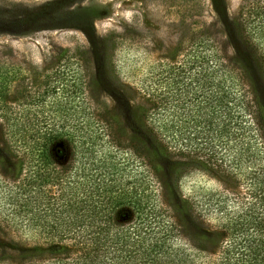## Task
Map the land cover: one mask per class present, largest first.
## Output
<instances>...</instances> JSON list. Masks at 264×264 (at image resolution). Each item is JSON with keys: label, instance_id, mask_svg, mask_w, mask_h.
Segmentation results:
<instances>
[{"label": "trees", "instance_id": "1", "mask_svg": "<svg viewBox=\"0 0 264 264\" xmlns=\"http://www.w3.org/2000/svg\"><path fill=\"white\" fill-rule=\"evenodd\" d=\"M241 13L249 29L254 19L264 26V4ZM204 44L210 52L213 43ZM85 54L82 45L66 48L34 73L0 66V127L12 160L0 156V221L20 245L15 254L0 252V264H264V152L247 139L264 145V101L243 98L241 86L223 88L216 74H225V64L207 53L190 66L214 88L206 106L210 117L221 114L227 143L208 133L205 120L199 137L175 129L170 77L154 78L143 92L139 115L149 144L124 141L113 129L118 118L87 93L92 68ZM230 136L248 150H236L232 161ZM177 156L241 177L245 192L234 200L215 191L184 196L190 171L180 164L163 190L157 157ZM213 210L215 228H196V237L177 220L205 224Z\"/></svg>", "mask_w": 264, "mask_h": 264}, {"label": "rangeland", "instance_id": "2", "mask_svg": "<svg viewBox=\"0 0 264 264\" xmlns=\"http://www.w3.org/2000/svg\"><path fill=\"white\" fill-rule=\"evenodd\" d=\"M256 3L262 5L264 0H0V66L14 65L21 72L34 73L52 65L64 49L82 45L92 68L87 93L101 110L118 118L113 129L122 140L141 139L149 144L139 115L143 92L153 88L150 83L154 78L170 77L175 129L199 137L196 132L205 120L208 133L226 142L219 134L221 114L210 117L206 106L214 88L204 82L201 69L190 65L214 52L226 71L217 73L216 81L220 80L223 88L234 84L237 90L241 86L243 98L246 95L251 101L257 97L263 102L264 26L260 28L254 19L249 29L248 17L241 13ZM204 42L213 43L210 52L208 48L204 51ZM196 71L199 75H194ZM247 139L252 150L264 152L260 139ZM227 146L231 161L236 150L248 152L246 141L232 140ZM0 156L12 164L1 127ZM162 160L157 157V164L162 165L163 190L171 187V171L180 164L190 171L181 183L184 196L200 199V193L215 191L228 193L234 200L245 192L241 177L236 181L215 167L205 168L178 156ZM228 204L232 211L237 207L231 201ZM211 214L205 224L184 216L177 220L188 236L196 237V228H215L218 212ZM3 228L9 227L0 221V252L17 253L18 234Z\"/></svg>", "mask_w": 264, "mask_h": 264}]
</instances>
